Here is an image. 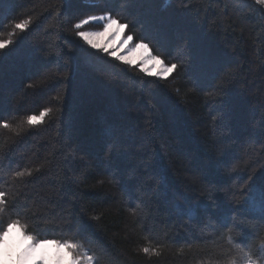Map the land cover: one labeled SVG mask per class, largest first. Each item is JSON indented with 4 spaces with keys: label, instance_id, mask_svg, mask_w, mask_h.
<instances>
[{
    "label": "trees",
    "instance_id": "obj_1",
    "mask_svg": "<svg viewBox=\"0 0 264 264\" xmlns=\"http://www.w3.org/2000/svg\"><path fill=\"white\" fill-rule=\"evenodd\" d=\"M104 12L177 68L149 75L75 35L73 24ZM29 17L0 49V121L11 126H0V190L10 205L0 223L19 219L38 239L79 242L96 264H211L236 255L217 239L228 228L257 259L264 4L0 0V40ZM45 108L43 123H23ZM24 143L29 151L16 155ZM27 169L31 176L14 177ZM177 203L198 205V215Z\"/></svg>",
    "mask_w": 264,
    "mask_h": 264
},
{
    "label": "snow or ice",
    "instance_id": "obj_2",
    "mask_svg": "<svg viewBox=\"0 0 264 264\" xmlns=\"http://www.w3.org/2000/svg\"><path fill=\"white\" fill-rule=\"evenodd\" d=\"M167 2V0H165ZM258 3L264 4V0H257ZM60 14V10L57 9L55 15L58 17ZM91 23H102L103 27L101 31H79V29L83 28L85 25H89ZM32 24V19L29 17L27 19L21 20L13 25V31L8 33V39L0 40V49L6 48L8 45L13 43L12 37L15 35L16 30L21 32L25 31ZM128 27L127 24L120 23V20L117 16L112 15L110 12H104L100 15H89L84 19L77 21L73 24V28L77 29L75 35L80 37L87 45L92 48L99 49L108 55L116 57L117 59L132 64L134 61H128L124 56H117L114 51H109L108 47H105L96 42V37L104 36L108 34L113 29H119L123 32ZM115 35V32H112ZM133 40L132 35H128L127 39L123 41L125 44L129 43ZM136 48L145 49L148 52V56L146 59H151L156 63L162 65L161 70L156 73L157 76L161 78H166L170 73H172L176 68L177 64L173 63L171 65H164V62L158 56H153L149 51L148 44L138 42L136 44ZM143 64V61H141ZM142 71H147L146 69H141ZM50 109L45 108L40 111L39 116L37 115H28L23 123H26L29 126H35L39 123H43L45 117L50 113ZM0 126L4 128L11 127L7 121H0ZM17 131V134L19 130ZM39 168L36 169L39 172ZM32 170H22L14 173V177L16 178H24L26 176H31ZM8 193L4 190H0V213H3L8 210L10 207L9 202L7 201ZM259 217L256 224L252 226L256 235H260L261 232H264V186L259 188ZM175 207L180 210L183 214L188 215L190 218H195L198 215V205H190L187 206L177 203ZM93 219H99V217H93ZM0 256L4 254V246L6 242V237L12 231V229H16L21 238L23 240L28 241L23 247L18 250L15 254V262L16 264H44L43 256L39 257V259H34L33 254L36 252L37 248L44 244H54L57 248H63L67 250L68 255L71 258L70 264H82V261L87 260L88 264H96L97 258L95 256H91L87 254V250L84 249L83 245L79 242H73L71 240H40L37 238V235L29 234L27 232V225L22 224L19 219H11L6 225L0 223ZM231 228H228L226 231L221 232L220 236L217 239H224L226 242L232 246V249L235 250L236 255L227 257L226 254H221L215 260L211 261V264H237V258L240 260V264H264V236L260 238L259 252L260 256L257 259L253 258L251 249V244H241L236 243L233 236L231 235ZM247 248V250H246ZM145 254L149 256L161 255V252L156 247H148L145 246L141 249ZM179 252H182V249H178ZM0 264H3V260L0 259Z\"/></svg>",
    "mask_w": 264,
    "mask_h": 264
},
{
    "label": "rangeland",
    "instance_id": "obj_3",
    "mask_svg": "<svg viewBox=\"0 0 264 264\" xmlns=\"http://www.w3.org/2000/svg\"><path fill=\"white\" fill-rule=\"evenodd\" d=\"M100 27L95 29H86L84 31H101L102 30V23H99ZM155 30V29H154ZM112 32L116 34L113 35ZM128 36L121 32L119 29H113L108 34L100 37H96V42L109 48V51H114L117 56H124L128 61H134L140 69H146L147 74L149 75H156L157 72L161 70L162 65L156 63L151 59H146L148 56V52L142 48H136V44L132 41L125 44L123 41L127 39ZM143 61V64H141ZM165 65V64H164ZM248 80V79H247ZM8 92V91H7ZM13 93V91H11ZM10 94V93H9ZM254 102V101H253ZM251 105L249 109H251ZM263 146L260 144L258 140V136L255 137L254 144H252V149L257 151L259 147ZM31 145L29 143H24L23 146H19L18 149V156L20 153L28 152ZM32 145V149H33ZM31 149V150H32ZM22 151V152H21ZM248 159V158H247ZM253 164H259L260 166L264 164V156H258V154L253 158ZM249 160V159H248ZM259 160V161H258ZM43 240V239H40ZM49 240V239H47ZM28 243V241L23 240L16 229H12V231L6 237V242L4 246V254L0 256V259L3 260V264H16L15 262V254L18 250H20L23 245ZM43 256L44 264H70L71 258L67 253L66 249L57 248L54 244H44L37 248L36 252L33 254L34 259H39V257ZM82 264H88L87 260L82 261Z\"/></svg>",
    "mask_w": 264,
    "mask_h": 264
}]
</instances>
